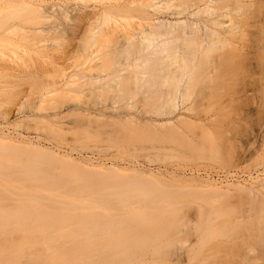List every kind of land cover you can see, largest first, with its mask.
Segmentation results:
<instances>
[{"label":"rangeland","instance_id":"374dc122","mask_svg":"<svg viewBox=\"0 0 264 264\" xmlns=\"http://www.w3.org/2000/svg\"><path fill=\"white\" fill-rule=\"evenodd\" d=\"M48 1L43 3L42 0H0V20L4 19L6 13L21 12L0 27V66H5L0 67V147L9 150L7 153H12L10 150L18 154L23 151L25 154H19L24 155L22 160H27V157L28 160L34 159L33 152L35 148H39L47 154L50 152L76 163L101 165L100 167L115 163L120 168L130 166L142 172L141 174L130 172L133 176L128 171V173L124 171V174L117 172L112 175V172L105 169L104 173L102 168L101 171L81 169V167L77 169L78 166H74L73 162L64 163L58 159L53 164V171L57 177L53 175L56 180L60 177L59 179L64 180L65 183L69 181L68 188L69 185L74 187L77 181L78 186H81L93 184L94 181L97 183L102 179H114L117 176V178H125L126 182L136 183L138 179L137 186L149 185L153 188L152 191L156 189L154 196H159L161 193L167 195L171 193L170 196H174L171 203L170 199H166L170 196L165 198L169 200L166 202L159 199L161 195L157 197L158 201H154L157 198H153L152 201L147 199L142 203L136 200V204H132L127 209L120 207L119 211L121 210L123 219H126L124 216L128 218V212L132 213L133 210V213L143 210L148 212L173 210L172 212L177 215L182 213L180 220L183 223L179 218L178 223L176 222L181 229L178 228L175 233L181 230L177 235L182 236L183 243L182 240L179 242L175 240L176 234L172 232L169 233L172 237L169 234L168 236L175 240V242L172 240L173 243L168 236V239H164L167 238L164 236L158 241L160 237L156 238L150 234L154 237L151 239L155 240L152 242L151 239V241L145 239L144 235L145 238L141 237V239L149 240L147 245V242L142 240L145 243L142 242L143 246H147L146 249L143 247L145 254L138 247L133 259L130 254H135L139 240L134 245L137 246L133 247L134 252L131 246L130 249L119 246L121 250L118 252L117 248L115 253L119 258H115L117 256L114 257V254L113 257L110 256L113 252L109 250L115 249L108 248L110 254L104 255L111 260L113 258L118 260V263L114 260L116 264L121 262L123 264H264V22H259V16L264 17V7L262 12L257 9L255 12L250 11L253 12L250 16L256 14L255 19L249 16V11H246L249 12L246 14L244 10L234 11L235 8H232L231 15L229 12L230 16L225 18L229 22L241 20L242 12L250 17L246 19H250L251 23L244 17L245 22L241 20L248 25L244 26L246 27L244 29L242 27L243 30L240 29L242 31V33L239 31L240 36L236 35L239 36L237 37L239 41L234 38L236 45L230 42L231 46L217 43L209 44L210 47L207 44L208 46L204 47L206 51L199 53L200 56L195 58L189 54L198 46L191 47V50L187 47L194 43L195 38L193 41L187 39L188 45L182 41L185 54L189 50L191 53L185 56L186 62L182 60L185 64L183 65L190 70L188 71L190 76H184L185 82L189 80L186 82L188 84L179 81L183 85L180 89L185 85L188 87H184L186 91L182 90L180 93L177 91L179 88L176 91L170 88L173 86L170 78L169 81L167 79L168 82L163 78L165 77L162 75L163 71H160L162 66L156 69L157 65L152 61L143 65V59L140 61L143 64L139 63L138 55L144 54L142 52L147 45H145L146 41L140 43L139 40L142 38L138 39V37H141L142 32L148 28L150 21L147 16H151L149 10L148 13L146 12L147 16L145 14L148 5L146 9L145 5L142 6V3H146L143 1L146 0L142 2L135 0L133 3L138 5L134 6L132 3L128 11L119 10L121 14L123 13L120 14L123 18L119 15V11L113 10L114 14L110 10L112 18H108L109 23L102 20H97L99 22L95 23L97 25L101 22L98 25L101 28L100 32L109 31V35L96 34L99 31L96 26L95 38H91L87 32L90 25L84 18L86 13H94L95 10L96 14L101 11V7H104L102 4L106 2L108 4L110 0ZM121 1L125 4L126 0ZM154 1L162 11L161 14L156 10L154 16H158L156 18L161 20L167 19L169 13L166 11L169 6L166 7V3L163 5L165 1ZM62 4L63 8L65 6V9H69L71 16L62 20L60 25L62 28H59L58 32L50 31L56 24L55 16L59 15ZM129 5L127 4L125 9ZM37 7H41L43 16L35 11ZM23 9L25 11H22ZM115 21L121 29L115 28V26L119 27ZM95 24L93 23L94 26L91 28H94ZM91 28L89 31L93 32ZM104 28L108 29L103 30ZM111 29L117 32L112 30L111 34ZM132 37L135 39L133 40ZM149 42L147 41L148 46L153 48V44ZM196 42L198 43L197 39L195 44ZM171 45L174 47L173 44ZM208 47L209 49H206ZM145 56H148V52ZM135 61L140 65V71L143 69V74L134 70L137 65ZM176 79L178 78H175V83L178 81ZM167 83L172 85L168 86ZM177 85L179 83L176 84V88ZM169 92L170 95L180 93L174 100L178 101L177 108L169 103L166 105L168 100L170 102L172 100L169 98ZM178 117L181 118L179 121ZM165 121H171L172 124L164 125ZM173 130L178 132V136H173L176 134ZM154 132L160 134L162 139L156 136L157 139L153 142ZM137 134H142L139 136L144 139H139ZM146 136L150 137H147L149 140H146ZM17 159L21 160L18 157ZM81 180L86 183L80 184ZM104 180L102 184L109 183V180L107 182ZM63 182L60 184H65ZM231 183H240L245 188L231 186ZM65 187L60 189H67L66 185ZM159 188L161 192L157 194ZM116 216L120 217V215ZM203 221L209 224L205 226L206 223L202 224ZM241 224L244 227H241ZM210 225L212 228L217 226L218 229L216 227L215 231L213 229L210 231L208 230L211 228ZM220 226H223V230L229 227L230 233L228 234L227 231L225 233ZM87 231L89 236L97 235L95 232ZM213 231L215 233H212ZM78 232L77 235L80 234ZM17 233L13 235L23 237L22 232L18 233L19 235ZM101 233H98V236ZM216 233L221 234L216 236ZM83 234L73 242L88 241L84 238L87 236ZM89 240L90 243L96 242L91 238ZM151 242L156 243V246L150 245ZM84 243L77 250L71 248L74 250L71 254L83 255L84 252L86 255ZM189 244V248H192L191 244L193 246L192 252H185L184 248ZM27 248L29 247L17 251L14 249L16 252L14 251L12 255L16 256L20 250L24 251L18 254L30 255L29 257L35 255L34 251H31L32 255L29 254L31 249L27 250ZM37 248L35 252L40 249ZM155 249H158L159 253ZM105 250L107 251L106 248L103 251L99 250L98 254H103ZM125 251L129 252L128 255ZM39 253L41 255V252ZM46 253L47 250L42 254ZM94 255L90 254V256ZM104 255L101 256L105 257ZM103 259L100 261L104 263ZM94 261L97 262L96 259ZM107 261V264H111L110 259Z\"/></svg>","mask_w":264,"mask_h":264},{"label":"bare ground","instance_id":"6f19581e","mask_svg":"<svg viewBox=\"0 0 264 264\" xmlns=\"http://www.w3.org/2000/svg\"><path fill=\"white\" fill-rule=\"evenodd\" d=\"M42 1H43V3L49 2L48 0H42ZM110 1H112V0H110ZM126 1H124L126 6H125V4L122 3L121 0H114V1H112L113 3L108 2L109 5L107 4L106 1H104V3L105 2L106 3L102 4V5H104V7H101V11L99 10V12H97L96 14H95V10H94V13L93 12L89 13V14L86 13L84 20L87 19L88 23L87 22L86 23L88 25H90L89 28H87L88 25L86 24V28H87V32L91 35V38L92 37L95 38L96 34L100 33V36H101V34L104 33V32L101 33L100 32L101 28L98 27V25L101 24V22L98 23L97 25L95 24L96 22H99L102 20V21L107 23L108 18H110V17L112 18L111 13L115 12L113 10H116V12H118L120 10L122 12L123 9L127 10V9L131 8L130 6H132V3L135 2V0H126ZM140 1L142 2L143 0H140ZM162 1H165V2H163V5H164V3H166L167 4V5L165 4L166 7L169 6V7H167L168 10L166 11V13L167 12L169 13L168 14L169 19L164 18L161 20L160 18H156L158 16H156V17L154 16L156 10L158 12L160 11V13L162 12L160 9H158L159 6L156 4L157 2H155L154 0H146V1H143L146 3H142V6L145 5L144 6L145 9L147 8L146 7L147 5L149 7L145 11L146 16L148 13L147 10H149V15H151V16H147V18L150 21V23H148L149 24L148 28L142 32L143 35L141 37H138V39L142 38V40H143V41L139 40V42L143 43L146 41L145 45H147V46H146V49L143 50L144 52H142V50H140L144 54L141 55V53H140L138 55V57L140 56V60L138 57H137V59L139 60V63L143 64V62H144L143 65H145L148 61L154 62L157 65L156 69L161 68L160 71H163V73L161 72L162 75L165 76L163 78H165L166 81H167V79L169 81V78L171 79L170 81L173 83V86L172 87L170 86V85H172V83H169V84L167 83L168 86H170V88H173V91L174 90L176 91L179 88L177 90L178 92H180L182 90L186 91L185 88H188V87H185L186 85L184 84L185 88L183 87V89H180V87L183 86L180 84V82H183V83L185 82L184 76L185 77H186V75H187V77L190 76V72H188L190 70L187 68V66L186 67L184 66L185 65L184 62H186V59H187V58H185V56H187L188 53H191V51H192V53L189 54V56L193 55L195 58H198L200 56L199 53L201 54V53L205 52L206 50L204 49V47L208 46L209 44L214 45V44L219 43V44H225V45L227 44V46H228L231 44L230 42H233V45H234L235 39L240 36L239 31L243 30L244 28H246L244 26L248 25V24L243 23V22H245V19L250 18V17L254 18L256 16V14H254L253 16H250V14H253V12H250V11L255 12L257 10H259V11L261 10V12H262L263 11L262 7H264V0H250V1L249 0H162ZM148 2H150V3H148ZM127 4L128 5L131 4V5H129V7L125 9V7H127ZM135 4H134V6L138 5V4L137 5H135ZM160 6H161V4H160ZM68 8H69V5H68ZM232 8L236 9V10L234 9V11L244 10L245 11L244 13H246V11H249L250 13L247 12L246 14L249 13L250 17L247 15L245 16V14L242 12L243 17L245 19L243 20V17H242V19L240 17V19L243 22L241 20H238L235 22H233V21L229 22L225 18H227L231 15L230 11L233 12ZM98 9H100V8H98ZM170 9H171V11L169 12ZM59 10L60 11L58 14L60 16L54 15L56 17V21H54L56 24H54L53 29L51 28L50 31L54 30L55 32H58L59 28L60 29L62 28L60 26L62 24V20H64L65 18L67 19L71 16L69 9H65V6L63 8V4ZM110 10H111V13H110ZM163 10H165V9H163ZM22 11H25V10L23 9ZM35 11H37V13L40 12L41 15L43 16L41 7H37ZM120 11H119V15L121 14ZM143 11H144V8H143ZM132 12H133V10H132ZM229 12H230V15H229ZM20 13L21 12L6 13L4 16V19L0 20V27H2L3 24L5 22H7L10 18H12L15 14L19 15ZM125 15H127V14H125ZM102 16H104V17H102ZM45 17H50V16H45ZM121 17H119V18H121ZM262 17L263 16H259V18H260L259 22H261V23L264 22V20H263L264 17L263 18ZM19 18H20V16H19ZM102 18H105V19L103 20ZM116 18H115V20H117ZM170 18L173 20H170ZM261 18H262V21H261ZM54 20H55V18H54ZM97 20H99V21H97ZM247 20L248 19H246V21ZM248 21L250 22V19ZM118 22L116 23V21H115V24H117L119 26ZM93 23L95 24V27L91 28L92 26H94ZM115 24L112 23V25H115ZM96 26L98 27L97 30H99L98 33H96L97 30H95ZM100 27H102V25H100ZM107 27H109V26H107ZM242 27H243V29H241ZM90 28L93 32L89 31ZM115 28H120V26L119 27L115 26ZM107 29L104 28L103 30H107ZM141 29H144V28H141ZM94 30L96 32H94ZM109 30H110V27H109ZM112 30L113 29H111V34L114 31V30L113 31ZM106 33H104L102 35H106ZM241 33H242V31H241ZM48 34H49V32H48ZM107 35H109V31H108ZM236 35H239V36L236 37ZM108 38H107V40L109 41ZM132 38H130V39L132 40ZM194 38L197 39L198 43L196 42V44H195ZM134 39L135 38H133V40ZM187 39H188V41H191V40L193 41V39H194V41H193L194 43H191V45L193 44L192 46L190 44H189L190 46L188 45L189 42L187 41ZM237 39L239 41V38H237ZM237 39H236V41H237ZM147 41L148 42L150 41L149 43L153 44V48H151L152 46L151 47L148 46ZM182 41H184V44L188 45L187 46L188 49H190L191 47L193 48V46H198V48H196L197 52L195 49L191 50L192 49L191 48L190 49L191 51L189 50L187 52V54H185L186 52L183 49ZM185 41H187V42H185ZM171 44H173L174 47ZM170 45L172 46V48L169 47ZM149 49H152V50L150 51ZM170 49H172V50H170ZM206 49H209V47ZM202 50H204V51H202ZM147 52H148V56H145V55H147ZM193 56H192V58H194ZM148 57H149V59H154L156 61L149 60V59H147ZM182 57H183V59H182ZM184 58H185V60H184ZM188 58H190V57H188ZM141 60L143 62H140ZM145 60H146V62H145ZM182 60L184 62H182ZM192 60L194 61V59H192ZM136 61H135V65L136 64L137 65H136V69H134V70L143 74V71H142L143 69L140 71V67H139L140 65L138 63H136ZM100 62H101V60H100ZM158 63H160V64H158ZM160 66H162V67H160ZM4 67L2 66L1 68H4ZM138 68H139V70H138ZM131 69L132 68H130V70ZM187 72L189 74H187ZM164 73H165V75H164ZM135 75H136V73H135ZM175 78H178V79H176V80H178V81H176V83L174 82ZM186 82H189V80H186ZM178 83H179V85H177V88H176V84H178ZM186 84H188V83H186ZM187 86H189V85H187ZM178 92H177L178 95L177 94L170 95L171 93L169 92V94H168V95H170L169 98L172 100H171V102L168 100L166 102V105L169 103L174 108L175 107L177 108L179 106L178 101H174L178 98L179 94L181 93V92L180 93H178ZM175 96H177V97H175ZM86 113H84V115H87ZM180 119L181 118H179V117L177 118L178 121ZM166 124H172V122L171 121H165L164 125H166ZM173 131H171V132H173ZM173 133H171V134L173 135ZM175 133L176 134L173 136H175V137L178 136V132L176 131ZM146 134L148 135V133H146ZM139 135H142V134H139ZM139 135L137 134L138 138L140 139L142 136L140 137ZM159 135L160 134L157 135V133L154 132V137L152 138V139H154V141L153 140L152 141L155 142L156 141L155 139H157V137L158 138L160 137ZM134 136L135 135H133V138H134ZM143 136H145V135L143 134ZM131 137H132V135L130 136V138ZM147 137H149V136L145 137L146 140H149V139H147ZM160 138L162 139V137H160ZM139 139H137V140H139ZM141 139H144V138H141ZM179 139H180V137H179ZM180 140L182 142V139H180ZM145 143H147V142L145 141ZM3 148L4 147H0V232H1V234H0V255H1V257L3 256V258L0 257V264H96L97 262H99V264H101L103 262L100 260H102L103 258H104L103 261L105 260L103 264H105L107 259H110L111 264L113 262H114L113 264H116L114 261L116 259L113 258V260H111V258H107L108 256H105V255H108L109 251L113 252L112 254L109 253L110 256H112L114 254V257L117 256L115 258H119L118 254H115V253H117V248L119 246L124 247L125 249L127 247H129V249H130V246H131V248H133V247H136L138 245L136 247L135 254L134 253L130 254V257H132V259H133L134 255H136V253H137V248L139 247L140 249H142V253H143V251H144L143 247H145V246H143V244H145L144 242H147L146 243V245H147L149 243L148 241L151 239V237L153 235L156 238L160 237L157 240L161 241L164 238V236L167 237L169 233H171V232L175 233V230L178 231V228L181 229L180 227H178V224H176V222H177L178 218L180 220V217H182V215H180V214H182V213L177 215V213L175 214V212H172L173 210H171L172 213L169 212V210H168V212H166L163 209H162L163 211H161V210H159V211L149 210V212H148V211L143 210L140 212L136 211L135 213H133L134 210L132 213L127 211L129 214L127 215L128 218L126 216H124V218H126V219H123V216L121 217V214H120L121 210L119 211V209H121V208L127 209L128 207H131L132 204L133 205L136 204L137 203L136 200L141 201V203H142V201H145L147 199H151L148 201H152L153 198L156 199L160 195H161L160 197L163 196L162 199L159 197V199L161 201L164 200V201L168 202L169 200H166V199H170L169 202L171 203V201L173 200L172 198L174 197V196L173 197L170 196L171 193L169 195L162 194V193L159 194L161 192V190L159 188V190L157 189V192H158L157 194H159V196H154V195H156V193L154 192L156 189H154L152 191L151 189H153V188L150 187L149 185H147V186H149V188L147 186L144 187V185L143 186L140 185L142 187L137 186L138 185L137 184L138 179H136L137 180L136 183H134L135 181L134 182L131 181L132 183H134V184H132L130 181L126 182L125 178H121V177L117 178V176L114 179L113 178L108 179L109 183L107 182L108 181L107 179L106 180L102 179L101 181L99 180V182H97L98 184L95 183V181L93 180L94 181L93 184L90 183L87 185H84L82 183V182L86 183V181H83L84 180L83 179V180H81V183H80L83 185L78 186L77 183H79V182L77 181L76 183L74 182L76 185H74V187L72 186L73 188L71 187V185H69V188H72V189H69L68 184H67V183H69V181H66L67 183H65L64 180L59 179L60 177H58V179L56 180L57 175H55V172L53 171L54 170L53 164L59 159V160L63 161L64 163L65 162H67V163L73 162L75 164L74 166H76V165L78 166L77 169H79V167H81V169L84 168V169H90V170L95 171V169L100 170V168H102L101 169L102 171L104 169L108 170V171H110V173L112 172V175L116 174L117 172H119V174L121 172H123V174H124V171H126V172L128 171L129 173L133 172V173L141 174L142 172L140 173L139 169H138L139 170L138 171L137 169L135 170V168H130V166H128L129 168L128 167L127 168H120L119 166L115 165V163L104 164V165H102L103 167H100L101 165L100 166L94 165V164L89 165V164H83L81 162L76 163L70 159L62 158V157H60L56 154L50 153V152L47 154V153L43 152L44 150H41L39 148H35V152H33V155L35 156L34 159L31 157L32 160L31 159L28 160V157H27V160L23 159L24 160L23 161L22 157L24 155L20 156L21 154H25L23 151L20 150L23 153L19 152V154H20L19 155L18 152L16 153V152H13V150H10V151H12V153L18 154L17 156H15L16 154L13 155L12 153H7L9 150L6 151L5 148L4 149ZM2 150H4V151H2ZM11 155H13L15 157H13ZM4 157H5V159H4ZM17 157L21 158V160L17 159ZM38 157H39V159H36ZM17 160H19V161H17ZM99 170H98V172L101 171V170L100 171ZM105 170H104V173H105ZM143 173H145V172H143ZM130 174H127V175H130ZM145 175H147V174L145 173ZM237 177H238V175H237ZM97 179H99V178H97ZM133 179H135V178H133ZM58 180L61 181V182L59 181L60 183H62L64 181L63 183H65V184H60L58 182ZM103 180H104V182L106 181L107 183L102 184ZM56 182H57V184H56ZM89 182H92V181L89 180ZM138 183H140V181ZM141 184H143V182H141ZM57 185H59V186H57ZM65 185L67 186V189H63L64 191L61 190L62 188H66ZM230 185L231 186L235 185L241 189L245 188V186L241 185L240 183L239 184L231 183ZM155 188H157V187H155ZM162 192H163V190H162ZM164 193H166V192H164ZM164 195H166V196L164 197ZM167 196H170L171 198L170 197L166 198ZM154 201H158V198H157V200H154ZM76 205H77V207L79 205L81 207H79V208L74 207ZM159 205L160 204H158V206ZM155 207H157V206H155ZM124 212L127 213L126 211H124ZM169 213H171V214H169ZM116 215H120V217L116 216ZM129 215L132 216L133 218H130ZM181 222L183 223V221H181ZM181 222H179L180 225H182ZM205 223H204V221L202 222V224H205V226L207 224H209L207 222H205ZM211 226L212 225H210V227ZM242 226L244 227L243 224H241V227ZM216 227L217 226H215L214 228H216ZM203 228H204V226H203ZM214 228L211 227L208 230L212 231L211 229L214 230ZM220 228L222 230L224 229L223 226L222 227L220 226ZM144 229H146V230H144ZM216 229H218V227ZM229 229L230 228L228 227V228H226V230H223V231L225 233L227 231V233H228ZM86 230H90L93 233L95 232V233H97V235L93 236L94 235L93 234V235L89 236L88 231L86 232ZM84 231H85L84 234L87 236V238L86 237H84V238L88 240L85 242L86 244L83 242L84 247L86 249V250L84 249L86 252V255L84 254V252H83V255L71 254V252H74L75 249L76 250L79 249V247H81V245L83 244L82 242H81L82 243L81 244L80 241L79 242L76 241V243L73 241L79 239L82 236L81 234H83ZM195 231H196V229H195ZM214 231L212 233H215ZM223 231H222V233H223ZM232 231H233V229H232ZM16 232H18L20 234L22 232L21 235H23V237H21V236L15 237L13 234H15ZM74 232H75V234H74ZM77 232L80 234L77 235L76 234ZM179 232L181 233V230H179ZM179 232L175 233L176 236L174 235L175 236L174 239L175 240L177 239L178 242L182 240L181 243H183L182 236L177 235ZM31 233L33 235H30ZM36 233H37V235H38V233L41 235L35 236ZM98 233H101V235L99 234L100 236H98ZM27 234H29V235H27ZM84 234H83V236H84ZM171 234H169V235L171 236ZM208 234L209 233H207V235ZM216 234H217L216 236H218L221 233H219V234L216 233ZM144 235L146 237V238L144 237L145 239H147V238L149 239L148 241L143 240ZM204 235H206V234H204ZM213 235H215V234H213ZM147 236H149L150 238ZM177 236H179L178 238H180V240L178 238H176ZM230 236H232V235H230ZM88 237H90L93 241L96 240V242L95 241L92 242V240H91L92 243H90V240H89L90 238H88ZM99 237H102L104 239L106 238V240L107 239L108 240L105 241L104 239L101 238L102 242L99 243L101 241V239ZM141 237L143 239H141ZM168 237L164 238V239H168ZM171 237H169L171 240V241L170 240L169 241L172 242V240H173L175 242V240L171 239ZM73 238H75V239H73ZM152 238L154 239V237H152ZM98 239H100V241ZM135 239H137V240H135ZM138 240L141 243L138 242ZM153 241H155V240H152V242ZM87 242H89V244ZM136 242H138V243L136 246H134ZM142 242H143V244H142ZM152 242L150 243V245L153 244L156 246L157 241L155 244ZM139 244H141V246H139ZM169 245H171V244H169ZM169 245H168V248H169ZM96 246H98V248H96ZM158 246H161V245H158ZM24 247H29V248H27V250H29V249H31V250H29L28 253L32 255V252L34 251L33 253H35V255L33 254V256L29 257L30 255L28 253L27 254L29 256H27V255L24 256L22 254H18L20 251L23 252L24 250H20V251L18 250L19 252H17L16 256H14L15 254L12 255L13 252L15 251L14 249H16V251H17V249H20V248L24 249ZM37 247H39L40 249L42 247V250L41 251H40V249L37 250L38 249ZM87 247L89 250L87 249ZM92 247H94V248H92ZM99 247H100V249H99ZM101 247H102V249H101ZM146 247H145V249H146ZM189 247H190V244H189V246L187 245L184 248V251L185 252H187V251L192 252V250H191V249H193L192 244H191L192 248H189ZM35 248H37L36 249L37 251L41 252V255L39 252H37V251L35 252ZM48 248L50 250H48ZM71 248L74 250H72ZM103 248L104 249L106 248L107 251L109 250L108 248H111V249L114 248L115 250L114 251L109 250L108 252L105 250L107 254L104 251V253L101 254V255L105 254L104 255L105 257H103L100 254H98L99 250L100 251L104 250ZM186 248H188V249H186ZM43 249L47 250V253L45 254L46 256L44 254H42L43 252L46 251ZM51 249H52V251H51ZM55 249H58L59 251L58 250L55 251ZM97 249H99V250H97ZM147 249H149V248H147ZM158 249H160V247ZM158 249H155V250L157 251ZM93 250H95V251H93ZM120 250L121 249L118 248V252ZM138 251H139V249H138ZM89 252H90V254L93 253L95 255L90 256ZM133 252H134V248H133ZM25 253L26 252H24V254ZM36 253H38V254H36ZM125 253H127V252L125 251ZM128 253H127V255H128ZM142 253H140V254H142ZM80 254H82V253H80ZM143 254H145V253H143ZM131 255H133V256H131ZM121 256H122V258H124V256L122 254H121ZM121 256H120V258H121ZM95 259L97 260V262L94 261ZM125 259H123V260H125ZM127 259H128V256H127ZM132 259H130V260H132ZM123 260H121V261H123ZM125 261H123V262L125 263ZM116 262L118 263V260H116ZM107 263H108V261L106 262V264ZM120 264H123V263L121 262Z\"/></svg>","mask_w":264,"mask_h":264}]
</instances>
